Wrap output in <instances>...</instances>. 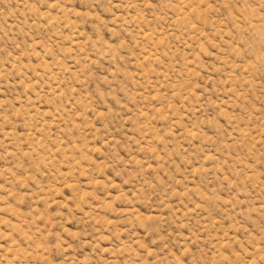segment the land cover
Returning a JSON list of instances; mask_svg holds the SVG:
<instances>
[{
    "label": "rangeland",
    "instance_id": "obj_1",
    "mask_svg": "<svg viewBox=\"0 0 264 264\" xmlns=\"http://www.w3.org/2000/svg\"><path fill=\"white\" fill-rule=\"evenodd\" d=\"M0 264H264V0H0Z\"/></svg>",
    "mask_w": 264,
    "mask_h": 264
}]
</instances>
